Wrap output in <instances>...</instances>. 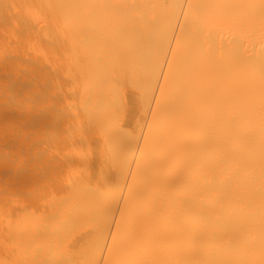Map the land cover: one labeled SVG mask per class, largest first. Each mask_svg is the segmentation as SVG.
Instances as JSON below:
<instances>
[{
    "label": "bare ground",
    "instance_id": "obj_1",
    "mask_svg": "<svg viewBox=\"0 0 264 264\" xmlns=\"http://www.w3.org/2000/svg\"><path fill=\"white\" fill-rule=\"evenodd\" d=\"M0 264H264V0H0Z\"/></svg>",
    "mask_w": 264,
    "mask_h": 264
}]
</instances>
